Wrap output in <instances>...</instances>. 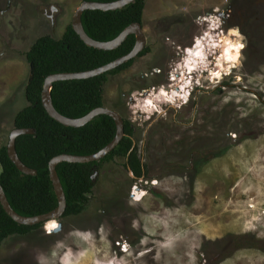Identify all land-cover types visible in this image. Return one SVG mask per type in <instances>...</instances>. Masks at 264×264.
<instances>
[{
    "label": "rangeland",
    "instance_id": "1",
    "mask_svg": "<svg viewBox=\"0 0 264 264\" xmlns=\"http://www.w3.org/2000/svg\"><path fill=\"white\" fill-rule=\"evenodd\" d=\"M80 2L0 0L3 143L26 105L24 52L41 35L60 38ZM144 3L149 50L107 76L103 104L136 128L145 178L120 157L101 163L84 211L7 237L0 264H264V0ZM198 38L203 60L215 54L224 66L221 78L196 67L202 91L168 105L163 74L183 70L170 54Z\"/></svg>",
    "mask_w": 264,
    "mask_h": 264
},
{
    "label": "trees",
    "instance_id": "2",
    "mask_svg": "<svg viewBox=\"0 0 264 264\" xmlns=\"http://www.w3.org/2000/svg\"><path fill=\"white\" fill-rule=\"evenodd\" d=\"M144 6V0H135L119 10H86L81 15V23L89 37L108 41L130 23H141ZM133 45L134 36L128 35L121 45L112 50L87 47L69 23L60 38L41 35L24 52L27 63L32 64L33 73L24 87L26 105L13 116L12 127L35 130L34 134L19 135L15 139V151L24 165L36 170V175H26L18 171L7 156L6 146L0 147V185L10 206L18 214L33 216L56 207L57 201L47 169L50 158L58 154H92L109 143L115 134L114 122L106 115H98L78 128L66 127L51 119L40 101L44 78L52 73L79 72L99 67L128 53ZM147 52L148 47H145L137 57ZM133 61L134 59L92 78L53 83L51 100L55 110L63 116L78 118L93 108L104 106L103 90L107 76L120 73L131 66ZM123 128L125 136L101 160L91 163L62 162L56 166L66 200V208L61 218L76 216L84 211L93 187V167L103 162L114 157H123L124 168H129L135 178L146 176V165L140 162L136 148L130 151L132 129L129 128L127 120H124ZM41 225L17 224L6 215L0 205V245L9 236L28 234Z\"/></svg>",
    "mask_w": 264,
    "mask_h": 264
},
{
    "label": "water",
    "instance_id": "3",
    "mask_svg": "<svg viewBox=\"0 0 264 264\" xmlns=\"http://www.w3.org/2000/svg\"><path fill=\"white\" fill-rule=\"evenodd\" d=\"M134 1L135 0H113L108 2H98V1L81 0V2L74 10L70 21V27L74 31V33L78 36V38L87 47L94 48L97 50H112L117 48L119 45H121V43L126 39L128 35L134 36V45L128 53L99 67L90 70L79 71V72H57L47 75L43 80L42 89L40 92L41 105L45 110L46 114L51 119H53L54 121H56L57 123L63 126L72 127V128L82 127L98 115L109 116L114 122L115 134L109 143H107L104 147H102L101 149H99L98 151L92 154H88V155L58 154L50 158L47 164L48 177L52 185V189L57 201V205L48 212L33 216H24L18 214L10 206L3 191V188L0 185V205L3 211L6 213V215L15 223L25 226H32L36 224H45V222H47L48 220H57L61 218L66 208V200L61 182L56 172V166L62 162H67V163L97 162L102 158H104L107 154H109L123 138L124 136L123 119L122 116L117 111L105 106H101V107L93 108L92 110H90L88 113H86L81 117L69 118L61 115L59 112L55 110L51 100V89L53 83L55 82L92 78L107 73L125 64L126 62L135 59L138 56V54L146 46V37L142 30V23L140 22L130 23L116 37L108 41H98L92 39L86 34L81 23V15L86 10H100V11L119 10ZM49 18H52V15ZM51 20L53 21V19ZM32 73H33V67L32 64L29 63L26 84H28L29 81L31 80ZM34 132L35 130L32 128H12L8 134L7 143H3V139L0 137V147L2 145L6 146L7 156L10 159V161L14 164V166L17 168V170L23 174L32 175V176L36 175V170L27 167L18 158L17 153L15 151V139L19 135L34 134ZM94 168L95 167H93V169ZM0 172H1V167H0ZM130 175L132 174L130 173ZM91 180L92 182L94 181L93 174L91 175ZM59 229H60V223H57V227L54 230H51V232L58 231Z\"/></svg>",
    "mask_w": 264,
    "mask_h": 264
},
{
    "label": "flooded vegetation",
    "instance_id": "4",
    "mask_svg": "<svg viewBox=\"0 0 264 264\" xmlns=\"http://www.w3.org/2000/svg\"><path fill=\"white\" fill-rule=\"evenodd\" d=\"M142 23V22H141ZM212 31L215 30L214 28H211ZM222 36H220L221 38ZM196 39H193L191 43H189L188 45H184L182 47H178L177 48V52L175 54H170L171 55V58H170V62L174 63L175 64V61H176V57L175 56H178L179 57V61L177 62L176 61V64L179 65V66H183V70H180L181 73H179L178 71H176V68H175V71L174 72H166V74H163V76L165 77V80H163L162 82H166L167 81V84L166 85H162L163 88H167V89H170L171 87H176L177 89L180 87V86H185L182 90H184L183 92L186 94L185 96V100L184 99H180L181 104L184 105L186 104L187 102H189V100L191 99L192 96H194L195 94H197L198 92L202 91L200 90V83H199V78L197 77V75H195V73H193L192 71L189 72V70H187L185 68V63H184V59H185V55H187V51L186 50H191L193 51L194 50V46L196 45V42H195ZM219 42V40H218ZM219 47L215 46L213 47V50L214 52L217 50L219 53H220V45H218ZM147 47V46H145ZM144 47V48H145ZM149 50V49H148ZM213 52V53H214ZM213 54H209L208 56L206 55L204 60L207 61L208 60V57H211V60L212 61H209L210 63H212L213 65H215L213 63V58H215V54L212 56ZM201 60L199 61V64L197 66V68H199V66H201L202 68H204V71L206 72H209L210 73V70L211 68H208V67H212V66H208V64H201ZM130 66H128L127 68H129ZM126 68V69H127ZM174 69V68H173ZM125 70V69H124ZM123 71V70H122ZM197 78V79H193V78ZM175 78V79H174ZM185 80V81H184ZM212 81V80H211ZM160 82V81H159ZM162 83V84H163ZM178 83V84H176ZM180 84V85H179ZM188 86V87H187ZM186 88V89H185ZM179 91H180V88H179ZM182 93V92H181ZM176 100H173V102H170V101H166L165 100V103H167L168 105H171L175 102ZM194 103V102H193ZM149 107V106H148ZM154 113H160V111H158L157 109H154ZM122 119H123V124H124V120H127L128 123H129V128L132 129V135L130 136L131 139H132V146L130 148V151L133 150V148L135 147L136 150H137V147H136V144H135V139H134V134H135V129L134 126H132V123L130 122L131 120L127 119L126 117L122 116ZM124 136H125V132H124ZM123 136V137H124ZM137 152V156L140 160V162L143 164L144 163V159H143V156H142V153L139 154V150L136 151ZM123 159V163L125 162V159L123 157H120ZM124 167V166H123ZM147 168V167H146ZM127 171H129V173H131L130 169L129 168H125ZM132 174V173H131ZM133 176V175H132ZM134 177V176H133ZM135 178V177H134ZM145 178L144 176H141V177H138V178H135L136 180H139V179H143Z\"/></svg>",
    "mask_w": 264,
    "mask_h": 264
},
{
    "label": "bare ground",
    "instance_id": "5",
    "mask_svg": "<svg viewBox=\"0 0 264 264\" xmlns=\"http://www.w3.org/2000/svg\"><path fill=\"white\" fill-rule=\"evenodd\" d=\"M205 36H204V38H205ZM218 40H221V38H219ZM196 41H197V43L194 46V50L193 51L186 50L187 51V55H185V56L187 58L185 57L186 58V62H185L186 66H185V68L187 70H189V72H191L193 69H195L198 66L197 64H199L200 60L204 61L203 60L202 49L200 48L201 45H203V43H202L201 40H199V38H198V40L196 39ZM219 44L220 43H218V45ZM214 45L216 46L217 44L214 43L213 46ZM218 45H217V47H219ZM227 46H229V45H225L224 47H227ZM199 67H201V66H199ZM223 68H224V66L222 65V63L220 61H218V63L213 67V69H211V74L213 75V77L216 78V79H220L221 78V72L223 71ZM184 87L185 86H180L179 87L180 91H179V88L177 89L176 87L175 88L171 87L170 91L168 89H166V88H165L166 90L165 89H160V91L159 90L158 91H159V95L160 96L164 95V97H166V100L173 101V100H175V98L177 96H178V98H182V99L185 98L186 94L183 92L184 90H182ZM159 95H158V97H159ZM154 184H156V183H154ZM138 191H139L138 189H134V191L132 192V196H134V197L136 196L134 198V200H136V201H140L142 199L143 194H144L143 192H141V191L138 192Z\"/></svg>",
    "mask_w": 264,
    "mask_h": 264
},
{
    "label": "snow or ice",
    "instance_id": "6",
    "mask_svg": "<svg viewBox=\"0 0 264 264\" xmlns=\"http://www.w3.org/2000/svg\"><path fill=\"white\" fill-rule=\"evenodd\" d=\"M237 47H241L240 45H238ZM53 228L56 227L55 225L52 226Z\"/></svg>",
    "mask_w": 264,
    "mask_h": 264
},
{
    "label": "built area",
    "instance_id": "7",
    "mask_svg": "<svg viewBox=\"0 0 264 264\" xmlns=\"http://www.w3.org/2000/svg\"><path fill=\"white\" fill-rule=\"evenodd\" d=\"M218 37H219V36L217 35V36H216V39H217ZM217 40H218V39H217ZM134 187H135V186H134Z\"/></svg>",
    "mask_w": 264,
    "mask_h": 264
},
{
    "label": "clouds",
    "instance_id": "8",
    "mask_svg": "<svg viewBox=\"0 0 264 264\" xmlns=\"http://www.w3.org/2000/svg\"><path fill=\"white\" fill-rule=\"evenodd\" d=\"M219 38H220V37H219ZM219 38H218V39H219ZM216 46H217V45H216ZM214 47H215V46H214ZM132 188H133V187H132ZM131 193H132V192H131Z\"/></svg>",
    "mask_w": 264,
    "mask_h": 264
}]
</instances>
